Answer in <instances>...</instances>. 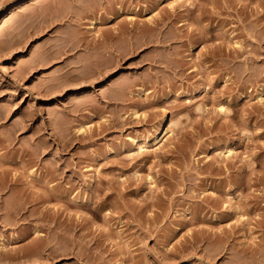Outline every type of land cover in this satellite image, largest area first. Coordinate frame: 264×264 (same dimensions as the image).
<instances>
[{
	"label": "rangeland",
	"instance_id": "rangeland-1",
	"mask_svg": "<svg viewBox=\"0 0 264 264\" xmlns=\"http://www.w3.org/2000/svg\"><path fill=\"white\" fill-rule=\"evenodd\" d=\"M4 17L0 264H264V0H0Z\"/></svg>",
	"mask_w": 264,
	"mask_h": 264
},
{
	"label": "bare ground",
	"instance_id": "bare-ground-1",
	"mask_svg": "<svg viewBox=\"0 0 264 264\" xmlns=\"http://www.w3.org/2000/svg\"><path fill=\"white\" fill-rule=\"evenodd\" d=\"M118 9H119V8H118ZM111 10H114V9H111ZM109 11H110V10H109ZM116 11H117V10H116ZM111 12H112V11H111ZM117 12H118V11H117ZM118 13H119V12H118ZM165 18H166V17H164V19H165ZM108 19H109V18H108ZM162 19H163V18H161L160 21L164 23V19H163V21H162ZM198 19H199V18L197 17V20H198ZM109 20H110V19H109ZM160 21H158V22H160ZM152 22H153V21H152ZM152 22L150 21V23H152ZM6 23H7V17H4V18L2 19L0 25L2 26V25H5ZM154 23L157 24V22H153L152 24H154ZM161 24H162V23H161ZM133 25H134V24L131 25L132 27H130V26H129V27L134 29ZM142 25H143V24H142ZM159 25H160V24H159ZM164 25H165V23H164ZM145 26H147V24H146ZM148 26H149V24H148ZM155 26L157 27L158 24L155 25ZM161 26H162V25H161ZM122 27H123V26H122ZM129 27H128V28H129ZM136 27H137V26H136ZM136 27H135V28H136ZM150 27H152V26H149V28H150ZM123 28H124V27H123ZM123 28H121L120 30H122ZM117 29H119V28H117ZM117 29H115L116 32H117ZM133 29H132V32H131V33L134 32ZM138 29H139V30H137V28H136V30H137L138 32H140V29H141V28L138 27ZM150 29H151V28H150ZM115 30L112 31L114 34L116 33V32H114ZM120 30H118L117 34L113 35V36H117V39H118V37L120 38L121 35H122V34L119 35V34L121 33ZM123 30H124V29H123ZM125 30H127V26H126ZM130 30H131V29H130ZM134 30H135V29H134ZM137 31H135V33H133V34H131V35L134 37L135 34H136V35L138 34ZM151 31H152V30H151ZM151 31L149 30V32H151ZM155 31H156V30H155ZM155 31H154V32H155ZM159 31H160V29L158 30V32H159ZM119 32H120V33H119ZM136 32H137V33H136ZM158 32H157V33H158ZM113 33H112V34H113ZM122 33L127 34L126 31H125V32L122 31ZM146 33H147V32H146ZM146 33H145V31H144V34H143V32H142L141 35H144V36H145ZM102 34H103V33H102ZM102 34H99V37H101ZM109 34H111V33H109ZM112 34H111V35H112ZM161 34H162V33H161ZM118 35H119V36H118ZM128 35H129V33L126 35V38H125V35H124V36L122 35V38H121L122 41H127V42H129L131 39H130L129 41L127 40V36H128ZM131 35H130V36H131ZM141 35H140V36H141ZM148 35H149V34H148ZM150 35L152 36L153 34H150ZM150 35H149V36H150ZM155 35H156V32H155ZM102 36H105V35L103 34ZM108 36H110V35H108ZM113 36L110 37V38H111L110 41H112V38H114L115 41L117 40L116 37H113ZM130 36H128V38H129ZM132 36H131V37H132ZM146 36H147V34H146ZM146 36H145V37H146ZM156 36H157V35H156ZM158 36L161 37L159 34H158ZM106 37H107V35L105 36V38H106ZM123 37L125 38V40L123 39ZM131 37H130V38H131ZM133 37H132V40H133ZM142 37H143V36H142ZM153 37H154V35H153ZM105 38L103 37V39L105 40V43H106V42H108V41H107V38H106V39H105ZM161 38L164 39L165 37H163V35H162ZM201 38H202V37H201ZM201 38L199 37L197 40L200 39V41H202V40L204 41V39H201ZM97 39H98V38H96L95 40H96L97 43H98V42L100 41V39H98L99 41H98ZM134 39H135V38H134ZM144 39L147 41L148 37H147V39H146V38H144ZM149 39H150V37H149ZM153 39H154V38H153ZM159 39H160V38H159ZM159 39H158V40H159ZM166 39H167V38H166ZM95 40H94V41H95ZM104 40H103V41H104ZM108 40H109V39H108ZM145 40H144V41H145ZM151 40H152V39H151ZM154 40H157V37H156V39H154ZM122 41L117 40V42H119V43L121 42V43H123V44L125 45V43L122 42ZM136 41H137V40H136ZM136 41H135V42H136ZM162 41H164V40H162ZM165 41H166V40H165ZM203 41H202V42H203ZM207 41H208V40H207ZM100 42L102 43V40H101ZM112 42H113V41H112ZM130 42H131V41H130ZM159 42H161V40H160ZM205 42H206V41H205ZM95 43H96V42H95ZM97 43H96V46H97ZM119 43H117V44H119ZM121 43H120V44H121ZM131 43H133V42H131ZM137 43H138V42H137ZM137 43H134V45L136 44L134 48H136L137 45H139V47H137V48H140V45H142V44H137ZM145 43H146V42H145ZM148 43L150 44L151 41H150V42H147L146 44H148ZM154 43H155V41H154ZM156 43H157V42H156ZM162 43H164V42H162ZM98 44H99V43H98ZM106 44H107V43H106ZM112 44H114V43H112ZM112 44H110V45L112 46ZM115 44H116V42H115ZM123 44H121V47L123 46L122 50L124 49V45H123ZM127 44H128V46H129V43H127ZM143 44H144V42H143ZM152 44H153V42H152ZM100 45H101V44H100ZM110 45H109V46H110ZM113 46L116 47V45H113ZM132 46H133V44H132ZM132 46H131V47H132ZM101 47H102V45L100 46V48H101ZM117 47L119 48V46H117ZM117 47H116V48H113V47H108V46H107L108 49L111 48V49H109V50H112V48L117 50ZM121 47H120V49H121ZM107 48H105V49L107 50ZM125 48H126L127 50H129V49L127 48L126 45H125ZM134 48H133V51H134ZM216 48H217V47H216ZM120 49H119V51H121ZM130 49H131V48H130ZM219 49H220V48L218 47V49H216V50H215L214 48H213V49H210V50H213V52H214V50H215V52H218ZM96 50H97V49H96ZM137 50H138V49H137ZM94 51H95V50H94ZM113 51H114V50H113ZM123 51H125V50H123ZM123 51H121L122 54H123V56H124V55L126 56L128 51H127V52L125 51L126 54H125V52L123 53ZM129 51H130V50H129ZM135 51H136V49H135ZM135 51H134V52H135ZM96 52H97V51H95V53H96ZM100 52H104V51L102 50V51H100ZM100 52H97V55H98V53H100ZM109 52H111V51H109ZM114 52H115V51H114ZM121 52H119V54H120ZM221 52H222V51H221ZM221 52H218V53H221ZM242 52H243V51H242ZM211 53H212V52H211ZM218 53H217V54H218ZM232 53H234V54L236 53L237 55H239L241 52H239V54H238L237 51H236V52L233 51ZM244 53H245V51H244ZM244 53H243V55H244ZM101 54H102V53H101ZM111 54H112V53H111ZM116 54H118V52H117ZM119 54H118V56H119ZM122 54H121V56H119L120 58L122 57ZM212 54H213V53H212ZM229 54H230V52H229ZM236 54H235V55H236ZM241 54H242V53H241ZM241 54H240V55H241ZM93 55H94V52H93ZM97 55H96V57H97ZM103 55H104V54H102V56H103ZM114 55H115V54H114ZM129 55H130V53H129ZM215 55H216V53H215ZM231 55H232V54H231ZM240 55H239V56H240ZM92 57H94V59H95V56H92ZM110 57L112 58V55L109 56V58H110ZM119 57H117V58H119ZM237 57H238V56H237ZM99 58H100V56H99ZM111 58H110V59H111ZM115 58H116V55H115ZM115 58H114V59L112 58V59L114 60V64H115ZM117 58H116V61L118 60ZM120 58H119V59H120ZM122 58H124V57H122ZM94 59H93V60H94ZM110 59H109V61L111 62L112 59H111V60H110ZM211 59H212V58H211ZM246 60H248V59H246ZM96 61L98 62L97 59L94 60V62H96ZM120 61H122V59H120ZM120 61L118 60V62H120ZM248 61H249V60H248ZM97 62H96V63H97ZM112 62H113V61H112ZM116 63H117V62H116ZM112 65H113V63H112ZM146 81H147V80H146ZM144 82H145V81H144ZM151 82H152V81H151ZM153 82H154V84H155V81H154V80H153ZM147 83H149V82H147ZM144 84H145V83H143V85H144ZM145 85H147V84H145ZM152 85H153V84H152ZM219 108H220L219 110H220V112H221L223 107L220 106ZM165 136H166V132H164V134H162L161 138L158 137V136L155 137V138L153 139V142H154L153 144H157L160 140L164 139ZM229 153H231V150H230V151L228 150V154H229ZM1 162H2V161H1ZM2 163H3V162H2ZM0 174H2V173H0ZM3 174H4V173H3ZM27 174H28V173H27ZM37 174H38V173H37ZM37 174L34 173V172L29 171V174H28L29 177H28V176H27V177H28L29 179H31V180L33 179V180L36 181V178H37V176H38L40 173H39L38 175H37ZM4 176H5V178L7 177L6 175H4ZM4 176H3V177H4ZM39 176H40V175H39ZM0 177H1V175H0ZM38 179H39V178H38ZM38 179H37V180H38ZM29 182H30V181H29ZM46 189L48 190V187L45 188L44 190H46ZM26 191H27V190H26ZM24 192H25V191H24ZM47 192H48V191H47ZM48 193H50V191H49ZM105 225H106L105 227H107V229H112V228H116V227H117L115 224H112V223L109 222V221L106 222ZM33 233H34V239H35V240H36V239L38 240V238H40V237H39L40 234H38L37 232H33ZM37 240H36V241H37ZM39 240H40V239H39ZM39 240H38V241H39ZM123 243H124V242H123ZM122 245H123V246H127V245H124V244H122Z\"/></svg>",
	"mask_w": 264,
	"mask_h": 264
}]
</instances>
